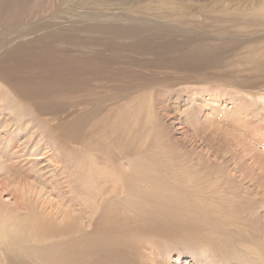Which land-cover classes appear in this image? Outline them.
<instances>
[{"label": "rangeland", "instance_id": "obj_1", "mask_svg": "<svg viewBox=\"0 0 264 264\" xmlns=\"http://www.w3.org/2000/svg\"><path fill=\"white\" fill-rule=\"evenodd\" d=\"M107 27L113 33L112 28L123 29V34L106 35ZM130 29L134 35L126 32ZM21 31L28 34L19 37ZM51 32L59 39L53 44L62 48L106 46L108 57L115 58L112 65L121 69L125 89L143 87L129 98L143 108L147 102L152 105L151 123L145 127L142 121V131H154L166 149L156 159L164 161L172 178L168 185L183 195L201 182L200 191L188 197L193 211L183 215L182 209H173L156 218L159 227L170 219L172 225L161 239V251H154L146 263L220 264L217 250L229 257L234 243L245 238L264 249V0H0V62L11 46ZM198 46L192 59H176L173 66L167 61L170 54L157 56V51ZM24 104L20 101L19 109ZM152 110L143 114L149 116ZM0 136L5 142L6 136ZM25 139L20 134L0 161L18 171L32 168L21 152ZM45 164L41 160L35 168ZM184 176L193 178L191 185L183 183ZM45 192L40 200L55 206V196L50 189ZM0 197L3 205L12 203L9 190L0 187ZM234 217L244 226L243 234L236 233ZM207 239L215 243L209 246ZM0 261L10 264L9 258Z\"/></svg>", "mask_w": 264, "mask_h": 264}, {"label": "bare ground", "instance_id": "obj_2", "mask_svg": "<svg viewBox=\"0 0 264 264\" xmlns=\"http://www.w3.org/2000/svg\"><path fill=\"white\" fill-rule=\"evenodd\" d=\"M112 29L114 33L107 27L104 34H123V29ZM126 32L134 35L135 29ZM26 34L21 31L19 37ZM43 36L11 46L0 62V103L5 105L0 107V133L6 136L0 141V158L9 155L23 134L21 152L32 166L23 172L0 161V187L12 195L11 206L0 203V258H9L10 264H23L19 255L24 264H148L172 225L170 219L159 227L156 218L173 209H182L183 215L193 211L188 197L200 191L201 182L183 195L168 185L172 178L164 161L156 159L166 149L158 134L142 131V121L145 127L151 123L152 105L145 101L143 108L129 98L141 86L125 89L121 69L112 65L115 58L108 57L106 46L66 49L54 45L56 33ZM174 48L155 54H170L171 63L200 51L199 46L192 51ZM20 101L25 103L21 109ZM150 109L145 116L143 110ZM41 160L47 164L35 168ZM192 179L184 176L183 183L191 185ZM47 189L55 206L40 200ZM234 222L236 233L243 234L242 223L236 217ZM214 240L207 239L209 246ZM217 252L220 264H264V249L248 238L234 243L229 257Z\"/></svg>", "mask_w": 264, "mask_h": 264}]
</instances>
